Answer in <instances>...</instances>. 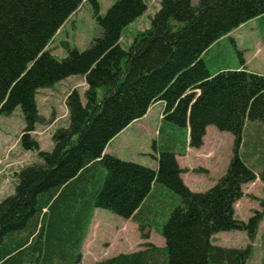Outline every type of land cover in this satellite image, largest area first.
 Here are the masks:
<instances>
[{
  "label": "trees",
  "instance_id": "trees-1",
  "mask_svg": "<svg viewBox=\"0 0 264 264\" xmlns=\"http://www.w3.org/2000/svg\"><path fill=\"white\" fill-rule=\"evenodd\" d=\"M84 1L98 36L84 51L63 44L66 57L58 60L47 46ZM145 11L144 0H117L103 16L97 0H0V115L20 108L21 147L38 158L15 174L13 195L0 202V264H79L95 209L134 221L143 239L157 210L172 211L159 231L164 247L146 243L94 264H247L251 258L264 200L246 223L234 219V205L243 185L258 178L264 187V163L256 174L240 157L249 123L264 125V75L241 69L211 76L202 56L264 17V0H198L196 6L159 0L148 29L123 48V31ZM72 76L85 81V103L76 90L67 95L68 125L53 132L51 151H40L31 137L44 123L36 95ZM156 102L164 104L161 127L188 128V148L199 149L210 126L233 136L227 169L206 192L181 181L176 155L184 149L177 153L174 137H164L158 149L153 144L156 171L103 153ZM248 147L252 155L254 146ZM158 187L176 195L178 205L162 202ZM231 231L246 233L249 244H212L213 235Z\"/></svg>",
  "mask_w": 264,
  "mask_h": 264
},
{
  "label": "rangeland",
  "instance_id": "rangeland-1",
  "mask_svg": "<svg viewBox=\"0 0 264 264\" xmlns=\"http://www.w3.org/2000/svg\"><path fill=\"white\" fill-rule=\"evenodd\" d=\"M116 1L97 0L99 15L103 16ZM144 1L146 5L145 13L128 25L122 33L120 44L123 48H127L138 33L148 29L150 19L159 9V0ZM191 3L196 6L198 0H191ZM98 33L94 11L89 2L84 1L57 31L47 46V50L56 59L61 60L66 57L63 44H67L71 49L84 51L89 47L92 40L98 36ZM255 34L256 36H254L252 42H247V36L238 38L236 48L232 46L229 40L225 45H217L214 48L215 52L212 51L208 60L206 59L207 68L210 72L213 73L221 69H227L224 71H238L234 69L242 68V62L246 58L249 61L247 65L248 72L263 75L264 23H261V26L255 30ZM244 43L248 48L242 46ZM73 90L79 93L81 103L84 104L83 94L86 90V84L80 76L69 77L57 83L51 89L38 91L35 98L36 106L39 115L44 119V123L35 126L31 137L37 142L40 151H51L53 132L68 125L65 100ZM159 110H161L160 105H155L150 110L148 115L150 121L146 120L147 127L143 122L135 123L129 127L132 122L126 131L124 130L127 127L121 135L118 134V139L110 147L115 149L114 153L118 157L137 163L145 162L143 165L138 164L143 167H147L144 165H153V144L158 149L162 141L165 140L164 137H174L176 144H178L177 153L182 151L184 147V129L180 128L179 131H173L168 127V123L163 124V127H161L162 123L159 124L160 120L158 121ZM155 122L158 125L156 130H161L160 137L154 134L153 123ZM23 128L24 118L19 107L9 116L0 115V202L13 195L16 186L15 174L22 167L38 162L36 152H27L21 147L20 137ZM207 128L200 150L188 148L190 152L187 155L176 158L180 166L185 168L181 169V181L183 182L182 178L186 180L187 185L194 193H204L209 190L225 173L232 156L233 136L227 132H220L213 126ZM150 129L152 130L151 133L149 132ZM136 134L141 138L137 143L138 148H134ZM244 134L246 147L241 150L240 157L257 174L262 163H264V125L261 122L249 123ZM251 143L254 146L252 155L248 152L250 151L248 146ZM245 185L247 186L242 187L243 197L234 205V219L243 223H246L255 211H261L259 203L260 200H264V187L258 178L254 182ZM162 189L164 188L158 187L155 193L161 196L162 202L175 203L174 207H176L178 197L166 188L163 191ZM171 211L172 209L162 214L160 209L157 210V216L150 224L151 228L145 231L148 237L143 239L134 221L124 220L104 209H95L81 246L79 264H94L119 254L133 253L142 249V245L146 243L155 246L163 244L164 240L159 231ZM211 242L218 247L238 249L245 248L249 244L246 233L239 231L215 234L211 237ZM251 246L252 254L247 264H264V217L258 224Z\"/></svg>",
  "mask_w": 264,
  "mask_h": 264
},
{
  "label": "crops",
  "instance_id": "crops-1",
  "mask_svg": "<svg viewBox=\"0 0 264 264\" xmlns=\"http://www.w3.org/2000/svg\"><path fill=\"white\" fill-rule=\"evenodd\" d=\"M263 21H264V17H262V18H257V19H255V20H252V21H249V22H247V23H245L244 25H242V26H240L238 29H236L235 31H233L232 33H230L229 35H227L226 37H224V38H222L221 40H219L217 43H215L207 52H205L204 54H203V56H202V59H203V61L206 63V59L208 60V57H209V55H210V53H212V51H214L215 52V50H214V48L217 46V45H221V44H223V45H225V44H227V40H229L230 42H231V44H232V46L234 47V48H236V46H238V41H237V39L238 38H241V37H244V36H247V38H248V40H247V42H252L254 39V36H256V34H255V30H257V28L259 27V26H261V23H263ZM237 33V34H236ZM258 37H259V35H258ZM242 46H246V48H248V46L247 45H245V43L242 45ZM243 48V47H242ZM255 56V54L253 55V57ZM249 64V61H247V59L246 58H244V60H243V66H242V68H237V69H234V70H246L247 72H248V70H247V65ZM207 65V64H206ZM208 66V65H207ZM209 70V69H208ZM224 70H227V69H221V70H219V71H215V72H210V70H209V74L211 75V76H214L215 74H217L218 72H222V71H224ZM264 75V74H263ZM155 105H160L161 106V110H159V115H158V121L160 120V123L159 124H161V120H162V117H163V109H164V104L162 103V102H156L155 104H153V105H151L150 107H149V109H148V111H147V113L145 114V116L142 118V119H140V120H137V121H135V122H133L129 127H131L133 124H135V123H144L145 125H146V127H147V122H146V120L147 121H150V118L148 119V115H149V112H150V110L155 106ZM153 126H154V134L157 136V137H160V133H159V129L158 130H156L157 129V127H158V125H157V122H155V123H153ZM128 129V127L124 130V131H126ZM207 130H208V128L206 129V133H207ZM151 129H150V133H151ZM122 134V132L119 134V135H121ZM184 147H183V149H184V153L182 152V154L180 153V154H177L176 155V158H178V157H182V156H184L185 154L187 155L189 152H190V149H188V147H187V143H188V128H185L184 129ZM206 135V134H205ZM205 137V136H204ZM118 139V135L115 137V138H113L108 144H107V146H106V148H105V150H104V154H106V155H110V156H113V157H115V158H117V159H120V160H122V161H127V162H133V163H136V164H141V165H143V164H145V162H143V163H137L136 161H131V160H124V159H122V158H120V157H118L117 155H116V153H114V151H115V149L114 148H110L111 146H112V144L116 141ZM141 138L138 136V134H136L135 135V139H134V148H138V141L140 140ZM200 150V149H199ZM153 156H155V154L153 155ZM147 162V161H146ZM176 162H177V164L179 165V168L180 169H185V168H182L181 166H180V164H179V162H178V160H176ZM152 164L153 165H144V166H147L148 168L150 167V169H152V170H154V171H156L157 170V161L153 158L152 159ZM189 169H190V167H188ZM205 170V169H204ZM182 180H183V183H184V185L188 188V189H190V187L187 185V183H186V180H184L183 178H182ZM245 186H247V185H244V186H242L243 188L245 187ZM243 188H242V190H243ZM191 191H192V189H190ZM192 192H194V191H192ZM157 247H160V248H162V247H164V241H163V244H161V245H158ZM250 260V259H249Z\"/></svg>",
  "mask_w": 264,
  "mask_h": 264
}]
</instances>
